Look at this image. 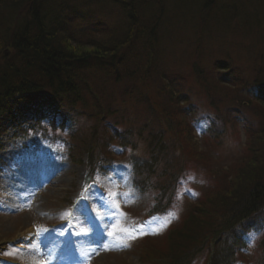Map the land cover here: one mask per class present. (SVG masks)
Wrapping results in <instances>:
<instances>
[{"label": "trees", "instance_id": "trees-1", "mask_svg": "<svg viewBox=\"0 0 264 264\" xmlns=\"http://www.w3.org/2000/svg\"><path fill=\"white\" fill-rule=\"evenodd\" d=\"M166 1L0 0V137L37 132L74 164L86 160L91 179L122 149L134 183L149 195L147 216L167 224L157 237L143 239L144 263L264 264V217L252 246L242 235H223L239 219L250 228L252 215L264 210V166L258 165L240 193H229L231 199L233 186L223 179L209 191L201 187L200 198L189 205L182 192L194 171L182 158L187 129L200 130L203 143L215 147L221 133L241 120L242 162L255 143L264 154V57L248 53L246 61L257 65L250 80L240 67L230 69L231 57L222 51L209 64L198 37L212 34L219 2L204 0L189 26ZM96 2L107 6V18L93 7ZM233 13L238 16L235 8ZM179 46L189 73L168 66ZM194 85L201 89L196 101L189 98ZM207 101L216 114L204 109ZM246 112L256 115L259 130L250 133ZM225 113L232 115L227 119ZM238 175L237 169L235 180Z\"/></svg>", "mask_w": 264, "mask_h": 264}, {"label": "rangeland", "instance_id": "rangeland-1", "mask_svg": "<svg viewBox=\"0 0 264 264\" xmlns=\"http://www.w3.org/2000/svg\"><path fill=\"white\" fill-rule=\"evenodd\" d=\"M203 1L167 0L166 3L170 12L184 16L180 20L184 25L190 19H196L195 10ZM217 1L218 7H215L211 21L214 26L210 28L212 34L198 37L200 48L209 64L219 52L229 54L230 69L240 67L243 78L250 80L253 67L257 65L246 61L248 53L264 57V22L258 28L252 25L257 18L264 20V0ZM211 3L216 6L215 0ZM104 5L96 2L93 7L101 17L107 18V6ZM234 8L238 16L234 15ZM192 24L189 22V26ZM242 47L248 50L242 51ZM181 49L184 46L177 47L174 54H170L168 66L173 71L189 73V59L185 57L186 52L181 54ZM223 71L220 74L224 77L226 72ZM221 89L230 91L223 86ZM188 90L189 98L196 101L195 94L201 91L200 87L194 85ZM207 106L204 109L217 113L210 101ZM198 111L203 115L206 112L201 107ZM231 115L225 113L227 119ZM245 116L250 121L252 133L258 129L257 117L248 112ZM244 125L238 120L234 129L219 135L215 147H209L210 142L203 143L204 136L201 137L196 128L191 133L187 129V137H184V146L188 149L182 157L188 162L185 167L195 169L201 163L214 172L217 179L226 181V187L233 186L227 199L233 197L229 194L232 191L237 189L240 193L244 189L258 165L264 166V154L260 145L257 149L256 143L255 150L248 153L250 158L246 162L241 160L246 149ZM0 145V256L17 264H147L140 260L130 226L147 201L131 185L126 159L120 156L124 151L115 152L119 158L107 174L98 178L95 186L85 187L84 164L74 165L63 150L44 147L37 135L14 136L10 133L0 137ZM138 152L143 155L144 150ZM237 169L239 175L235 180ZM197 176L201 177L200 174ZM210 180L212 182V178ZM196 186L200 187L199 184ZM212 188L211 185L207 191ZM260 214L263 219L264 211ZM70 221L71 229L68 226L56 229L58 223L69 225ZM239 225H236L238 230L241 229ZM143 227L150 234H157L160 230L156 220H148ZM0 264L6 263L0 260Z\"/></svg>", "mask_w": 264, "mask_h": 264}, {"label": "bare ground", "instance_id": "bare-ground-1", "mask_svg": "<svg viewBox=\"0 0 264 264\" xmlns=\"http://www.w3.org/2000/svg\"><path fill=\"white\" fill-rule=\"evenodd\" d=\"M85 59H87V58H90V56L89 55H87L86 57H84ZM168 62H169V60H168Z\"/></svg>", "mask_w": 264, "mask_h": 264}]
</instances>
